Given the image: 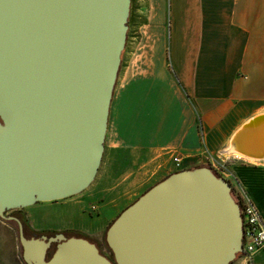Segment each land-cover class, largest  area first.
Returning <instances> with one entry per match:
<instances>
[{"label":"water","instance_id":"95a60500","mask_svg":"<svg viewBox=\"0 0 264 264\" xmlns=\"http://www.w3.org/2000/svg\"><path fill=\"white\" fill-rule=\"evenodd\" d=\"M131 11L132 0H0V218L17 224L25 264H231L245 254L232 186L204 166L169 175L119 214L105 241L115 262L85 236L28 238L7 216L94 182ZM261 131L264 114L234 149L264 159L254 154Z\"/></svg>","mask_w":264,"mask_h":264},{"label":"crops","instance_id":"0c3cea01","mask_svg":"<svg viewBox=\"0 0 264 264\" xmlns=\"http://www.w3.org/2000/svg\"><path fill=\"white\" fill-rule=\"evenodd\" d=\"M139 4L144 22L122 61L96 176L95 197L110 202V209L92 216L84 196L69 197L60 200L50 226L81 231L99 246L118 209L155 177L203 165L215 170L213 161L264 219V159L240 154L232 144L239 130L264 114V0ZM174 156L183 159L180 169ZM3 222L0 264H15V230ZM231 264H264V251Z\"/></svg>","mask_w":264,"mask_h":264},{"label":"rangeland","instance_id":"374dc122","mask_svg":"<svg viewBox=\"0 0 264 264\" xmlns=\"http://www.w3.org/2000/svg\"><path fill=\"white\" fill-rule=\"evenodd\" d=\"M139 0H132V11L130 12V18H129V29H128V40H127V45L125 46L124 52H123V61L126 59V53L128 50L131 49V46L133 43H136L140 37V24L144 22V17L142 14H140V9H139ZM122 66V63H121ZM204 166V165H203ZM204 167H209V166H204ZM174 174V173H173ZM169 175H172L170 172L163 173L162 175L155 177L147 186V188L144 190L143 193L139 195L142 196L145 192H147L152 186H155L157 183L162 181L164 178L168 177ZM99 178H95L94 182L90 186L89 189L86 191L82 192L81 194L77 195L76 198H80L82 196L85 197L86 203H87V211L90 213L92 216H99V215H105L107 210L109 208V203L108 201H104V199H99L95 197V191L96 187L98 186L99 183ZM138 197V198H139ZM136 197L135 200L129 201L123 204V206L118 209L117 214L113 216V220L111 223L114 222V220L121 214L125 209H127L131 204H133L136 200H138ZM63 203V201L60 202H44V203H38L35 204L29 208L25 209H16L12 210L7 213V216H15L19 217L21 220H25L28 226V231L33 234V235H38L39 237L42 235H47V236H55L58 233H65L68 236H75V235H82L84 234L81 231H76V230H65V231H59L54 229V227L50 226V217L53 215L57 214V207H59ZM109 213V211H108ZM30 214H36V217L38 220H33L31 219ZM4 221L3 223L11 226L15 230L16 234V255H15V264H24L22 256H23V250L21 247V244L19 242V230L17 224L12 221ZM103 254L106 256H110V251L107 245L102 243L99 245Z\"/></svg>","mask_w":264,"mask_h":264},{"label":"built area","instance_id":"2783aa9c","mask_svg":"<svg viewBox=\"0 0 264 264\" xmlns=\"http://www.w3.org/2000/svg\"><path fill=\"white\" fill-rule=\"evenodd\" d=\"M183 159L180 156H174L173 163L177 169L181 168ZM216 173L225 174V167L212 162ZM235 193L236 202L241 208V215L244 223V250L246 255H253L264 251V219L260 214L259 208L252 202L246 194L237 191L232 187Z\"/></svg>","mask_w":264,"mask_h":264},{"label":"trees","instance_id":"16d2710c","mask_svg":"<svg viewBox=\"0 0 264 264\" xmlns=\"http://www.w3.org/2000/svg\"><path fill=\"white\" fill-rule=\"evenodd\" d=\"M218 174V173H217ZM218 175H220V174H218ZM220 177H222V176H220ZM235 193H234V191H233V197L235 198ZM236 200V199H235ZM22 222H23V225H24V227H25V234H26V236L28 237V238H32L34 235L33 234H31L29 231H28V226H27V222L25 221V220H23L22 219ZM68 236V235H67ZM75 236H82V235H75ZM68 237H73V236H68ZM105 244H106V242H105ZM102 251V250H101ZM110 251V250H109ZM52 253H53V250L50 252V256L52 255ZM239 256H241V254L240 255H238V257ZM108 257V256H107ZM109 259L111 260V261H113V262H115L114 261V256H113V254H112V252L110 251V256H109Z\"/></svg>","mask_w":264,"mask_h":264},{"label":"bare ground","instance_id":"6f19581e","mask_svg":"<svg viewBox=\"0 0 264 264\" xmlns=\"http://www.w3.org/2000/svg\"><path fill=\"white\" fill-rule=\"evenodd\" d=\"M262 133H260V135H261V140H262V143H263V145L261 144V147H257L256 148V153H254L253 151V153L254 154H261L262 155V153H264V131H261ZM245 150V149H244ZM253 150V149H252ZM246 152V151H245ZM237 154V153H236ZM247 158V157H246Z\"/></svg>","mask_w":264,"mask_h":264},{"label":"flooded vegetation","instance_id":"af4514ba","mask_svg":"<svg viewBox=\"0 0 264 264\" xmlns=\"http://www.w3.org/2000/svg\"><path fill=\"white\" fill-rule=\"evenodd\" d=\"M98 246V245H97ZM100 248V246H98ZM101 249V248H100Z\"/></svg>","mask_w":264,"mask_h":264}]
</instances>
